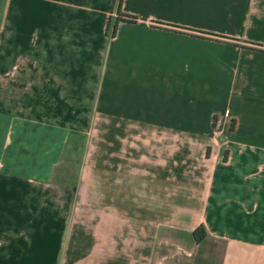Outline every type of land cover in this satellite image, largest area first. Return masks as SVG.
Wrapping results in <instances>:
<instances>
[{"label":"crops","instance_id":"obj_1","mask_svg":"<svg viewBox=\"0 0 264 264\" xmlns=\"http://www.w3.org/2000/svg\"><path fill=\"white\" fill-rule=\"evenodd\" d=\"M112 3L0 0V264H264V0Z\"/></svg>","mask_w":264,"mask_h":264},{"label":"rangeland","instance_id":"obj_2","mask_svg":"<svg viewBox=\"0 0 264 264\" xmlns=\"http://www.w3.org/2000/svg\"><path fill=\"white\" fill-rule=\"evenodd\" d=\"M23 127L24 125H19L18 119L10 120L9 116L0 115V157L4 153L7 155L9 152L16 153V151L17 154H24L20 148L27 140V134H25L27 129L24 131ZM4 135H9L11 139L7 148H1ZM56 155H58V151H53L49 156L56 157ZM64 170L69 171L70 169L67 167ZM221 249L222 241L210 236L196 246L163 244L161 252L166 256L161 258L160 264H218Z\"/></svg>","mask_w":264,"mask_h":264},{"label":"trees","instance_id":"obj_3","mask_svg":"<svg viewBox=\"0 0 264 264\" xmlns=\"http://www.w3.org/2000/svg\"><path fill=\"white\" fill-rule=\"evenodd\" d=\"M121 0H113L111 10H115L116 14L114 17V21L111 24V33L114 32L115 25L118 20L122 19H128L132 20L134 19L133 15L121 12ZM110 21V20H109ZM108 25V24H107ZM108 27V26H107ZM233 126V123L231 122V127ZM192 236L196 243H201L206 237H207V231L205 229V226L203 224H199L192 230Z\"/></svg>","mask_w":264,"mask_h":264}]
</instances>
